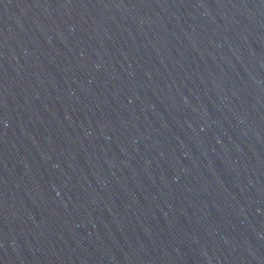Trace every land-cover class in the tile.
<instances>
[{
	"label": "water",
	"instance_id": "95a60500",
	"mask_svg": "<svg viewBox=\"0 0 264 264\" xmlns=\"http://www.w3.org/2000/svg\"><path fill=\"white\" fill-rule=\"evenodd\" d=\"M0 264H264V0H0Z\"/></svg>",
	"mask_w": 264,
	"mask_h": 264
}]
</instances>
